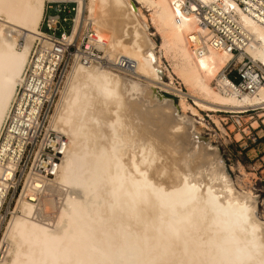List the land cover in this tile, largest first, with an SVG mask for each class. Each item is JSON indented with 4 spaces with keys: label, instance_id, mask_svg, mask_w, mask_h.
I'll return each mask as SVG.
<instances>
[{
    "label": "bare ground",
    "instance_id": "1",
    "mask_svg": "<svg viewBox=\"0 0 264 264\" xmlns=\"http://www.w3.org/2000/svg\"><path fill=\"white\" fill-rule=\"evenodd\" d=\"M44 1L0 0V128ZM76 2L79 14L85 4L107 55L134 61L135 71L71 70L49 121L66 151L42 195L17 199L0 235V264H264L255 196L233 188L216 152L203 153L209 144L199 142L193 120L178 117L170 102L161 105L157 92L167 85L163 78L172 84L176 76L209 103L196 107L244 114L264 109V88L255 96L224 93L222 71L232 56L211 49L195 55L188 35L204 32L192 21L178 23L172 0ZM239 16L254 36L247 52L264 67V28ZM151 28L173 60L171 72ZM179 97L180 109L196 117Z\"/></svg>",
    "mask_w": 264,
    "mask_h": 264
},
{
    "label": "built area",
    "instance_id": "2",
    "mask_svg": "<svg viewBox=\"0 0 264 264\" xmlns=\"http://www.w3.org/2000/svg\"><path fill=\"white\" fill-rule=\"evenodd\" d=\"M171 6L178 23L192 21L204 32L188 35L195 55L211 49L232 56L222 71L224 93L255 96L264 88V67L247 52L254 36L239 16L264 28V0H172ZM38 31L0 128V235L17 199H36L58 172L66 139L49 121L71 70L81 65L128 76L135 71L134 61L107 55L105 41L79 14L76 0H45Z\"/></svg>",
    "mask_w": 264,
    "mask_h": 264
},
{
    "label": "rangeland",
    "instance_id": "3",
    "mask_svg": "<svg viewBox=\"0 0 264 264\" xmlns=\"http://www.w3.org/2000/svg\"><path fill=\"white\" fill-rule=\"evenodd\" d=\"M80 13L87 15L85 4L84 9H80ZM150 32L155 34L153 39L156 51L161 57L162 66L171 72L173 60L161 50L160 34L156 28H151ZM116 74L124 76L119 72ZM163 81L167 85H163V90H157L159 98L161 97L160 103H163L161 105H165L164 102H170L173 110L177 108L178 117L185 116L193 120L199 137L207 139L199 142L204 145L209 144L203 153L211 157L216 152L215 154L226 169V174L232 181L233 188L255 196L257 216L261 222H264V109L244 114L222 108H215L213 112L207 111L196 107L194 103L198 100L200 103L206 102L208 105L209 103L187 90L178 77L173 76L172 84H169L166 78H163ZM213 87H215L214 83ZM179 96H182L186 104L196 111V117L191 114L190 109L185 112L180 109Z\"/></svg>",
    "mask_w": 264,
    "mask_h": 264
},
{
    "label": "water",
    "instance_id": "4",
    "mask_svg": "<svg viewBox=\"0 0 264 264\" xmlns=\"http://www.w3.org/2000/svg\"><path fill=\"white\" fill-rule=\"evenodd\" d=\"M204 139V141H206L207 139L206 138H203Z\"/></svg>",
    "mask_w": 264,
    "mask_h": 264
}]
</instances>
